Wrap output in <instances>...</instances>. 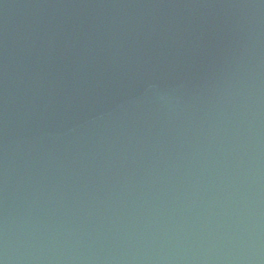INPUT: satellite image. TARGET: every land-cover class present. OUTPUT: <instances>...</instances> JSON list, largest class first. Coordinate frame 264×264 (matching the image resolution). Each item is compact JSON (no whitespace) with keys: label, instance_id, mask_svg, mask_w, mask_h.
Segmentation results:
<instances>
[{"label":"water","instance_id":"1","mask_svg":"<svg viewBox=\"0 0 264 264\" xmlns=\"http://www.w3.org/2000/svg\"><path fill=\"white\" fill-rule=\"evenodd\" d=\"M0 264H264V0H0Z\"/></svg>","mask_w":264,"mask_h":264}]
</instances>
